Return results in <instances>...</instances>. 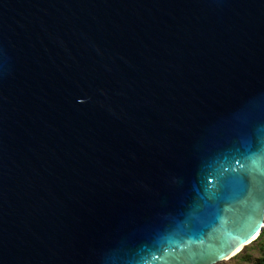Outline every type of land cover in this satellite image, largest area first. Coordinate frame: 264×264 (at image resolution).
<instances>
[{
    "label": "water",
    "instance_id": "95a60500",
    "mask_svg": "<svg viewBox=\"0 0 264 264\" xmlns=\"http://www.w3.org/2000/svg\"><path fill=\"white\" fill-rule=\"evenodd\" d=\"M263 227L264 0H0V264H217Z\"/></svg>",
    "mask_w": 264,
    "mask_h": 264
},
{
    "label": "rangeland",
    "instance_id": "374dc122",
    "mask_svg": "<svg viewBox=\"0 0 264 264\" xmlns=\"http://www.w3.org/2000/svg\"><path fill=\"white\" fill-rule=\"evenodd\" d=\"M264 237V236H263ZM263 237H260L246 246L242 248L241 251L236 253L234 256L230 257L228 260L219 262L217 264H251L253 263L257 258H260L262 254H264V250L262 252V239Z\"/></svg>",
    "mask_w": 264,
    "mask_h": 264
},
{
    "label": "snow or ice",
    "instance_id": "6c2138e0",
    "mask_svg": "<svg viewBox=\"0 0 264 264\" xmlns=\"http://www.w3.org/2000/svg\"><path fill=\"white\" fill-rule=\"evenodd\" d=\"M257 230H258V228H254V229H252V231L248 232L246 235L240 237L239 239L233 240L231 242V244L228 246L227 251H230L232 247H235L238 244L243 243L244 240H247L248 238H250L251 235H253L254 232L257 231ZM224 254H226V252Z\"/></svg>",
    "mask_w": 264,
    "mask_h": 264
},
{
    "label": "trees",
    "instance_id": "16d2710c",
    "mask_svg": "<svg viewBox=\"0 0 264 264\" xmlns=\"http://www.w3.org/2000/svg\"><path fill=\"white\" fill-rule=\"evenodd\" d=\"M264 236V227H263V229H262V231H261V233L258 235V237L256 238V239H258V238H260V237H263ZM264 238V237H263ZM255 239V240H256ZM263 241H262V245L263 246H261L262 247V252H263V250H264V239H262ZM254 241V240H253ZM251 264H264V254H262V256H260V258H257L253 263H251Z\"/></svg>",
    "mask_w": 264,
    "mask_h": 264
}]
</instances>
